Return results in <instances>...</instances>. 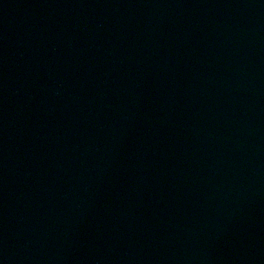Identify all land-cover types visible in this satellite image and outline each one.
<instances>
[{"label":"water","instance_id":"water-1","mask_svg":"<svg viewBox=\"0 0 264 264\" xmlns=\"http://www.w3.org/2000/svg\"><path fill=\"white\" fill-rule=\"evenodd\" d=\"M0 264H264V0H0Z\"/></svg>","mask_w":264,"mask_h":264}]
</instances>
